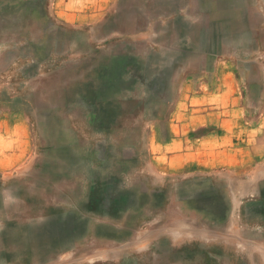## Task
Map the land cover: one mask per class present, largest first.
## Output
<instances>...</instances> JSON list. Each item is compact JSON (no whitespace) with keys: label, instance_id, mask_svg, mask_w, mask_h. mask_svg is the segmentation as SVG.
I'll return each instance as SVG.
<instances>
[{"label":"rangeland","instance_id":"1","mask_svg":"<svg viewBox=\"0 0 264 264\" xmlns=\"http://www.w3.org/2000/svg\"><path fill=\"white\" fill-rule=\"evenodd\" d=\"M262 19L264 0H0V264H264ZM218 55L248 65L219 82Z\"/></svg>","mask_w":264,"mask_h":264},{"label":"crops","instance_id":"2","mask_svg":"<svg viewBox=\"0 0 264 264\" xmlns=\"http://www.w3.org/2000/svg\"><path fill=\"white\" fill-rule=\"evenodd\" d=\"M260 28H264V19H262L261 23L259 24ZM260 42H258V44L256 45L259 54L261 55V53L264 54V35L262 36V38H259ZM262 59L260 60V58H258V62L260 64H262V70H261V77L254 79L251 76V73H247L245 69V78L244 80L248 81V82H254V81H258V82H262L264 83V57L260 56ZM253 60V59H251ZM254 63V61H249V65H252ZM247 66L248 62H241L240 59H238L237 57H221V56H217L213 62V66L217 67L215 69V71L213 72V78L214 80H218L219 82L222 81H227L230 79V77L232 78L233 75V70H231V68L233 67H238V66ZM223 67V68H222ZM225 67H229V68H225ZM233 79V78H232ZM220 87V86H219ZM221 88V87H220ZM181 93H186L185 91H182ZM192 93H199V97L203 98L204 100H207V98L213 96V97H220L222 98L224 95L228 96L230 99H233V101L237 100L239 101L241 98H247L249 93H243V91L241 90H235V91H223L222 89H214V90H210L207 88V90H198V91H193ZM210 94V95H209ZM260 100V110L262 113V116L260 119H257L258 123H259V127L264 130V91L262 93H260L258 95ZM234 105V103H232ZM200 111L203 113L204 117L206 118L209 115H220L221 111H217V105L214 106H209V105H205L203 108L200 109ZM220 125L223 124L222 121L219 122ZM246 124H235L233 125L234 128H240V129H245L246 131L253 129L255 126L252 125V122H245ZM215 124V123H214ZM238 125V127H236ZM223 126V125H222ZM218 128V127H217ZM216 127L214 130H218ZM220 131V130H218ZM221 140V138H220ZM243 142L247 145L248 143H253V141L249 138H243ZM252 147V146H251ZM253 158V157H252Z\"/></svg>","mask_w":264,"mask_h":264}]
</instances>
